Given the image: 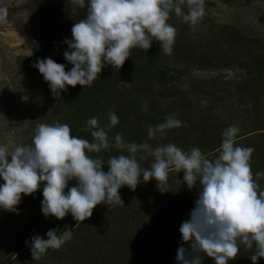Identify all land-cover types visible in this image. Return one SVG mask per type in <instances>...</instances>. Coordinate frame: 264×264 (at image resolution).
Listing matches in <instances>:
<instances>
[{"label": "clouds", "instance_id": "9594fccd", "mask_svg": "<svg viewBox=\"0 0 264 264\" xmlns=\"http://www.w3.org/2000/svg\"><path fill=\"white\" fill-rule=\"evenodd\" d=\"M72 13L87 9L84 19L73 24L72 38H65L69 51L65 65L51 58L39 59L32 66L39 70L54 99H59L68 86L91 87L102 70L111 66L118 71L131 56V50L145 51L153 41L160 43L166 55L173 53L177 29L168 21L170 14L182 17L194 30L205 16L204 0H71ZM187 8V11L184 8ZM6 9L0 8V15ZM148 111V105L142 106ZM109 129L119 124L115 112H109ZM184 126L176 114L149 126L147 140L126 142L121 133L110 138L97 117L86 121L81 131L90 132L92 141L72 135L66 123H38L32 144L16 146L9 152L0 146V208L19 214L22 196H32L43 185L41 210L45 217L63 220L70 213L77 226L93 215L98 205L109 208L123 205L120 189L135 191L143 179L151 180L161 193L169 192L170 171L183 172V184L189 190L198 188L194 207L180 225L182 242L177 250L178 264H203L205 256L215 264H229L245 251L255 249L250 259L258 264L264 258V188L251 167L254 147L236 146L239 128L229 126L215 159H208L198 147L188 150L174 143L153 147L148 141L162 138L167 130ZM121 154L105 161L97 155L112 148ZM127 152V155L123 154ZM152 157L148 168L139 160ZM139 155V160H138ZM9 157L11 160L9 161ZM107 166L108 171L103 169ZM75 185L70 187V182ZM67 190V191H66ZM47 239L33 236L26 245L35 261L49 249L59 250L72 239L73 231L50 229ZM188 245V247H185Z\"/></svg>", "mask_w": 264, "mask_h": 264}, {"label": "rangeland", "instance_id": "374dc122", "mask_svg": "<svg viewBox=\"0 0 264 264\" xmlns=\"http://www.w3.org/2000/svg\"><path fill=\"white\" fill-rule=\"evenodd\" d=\"M204 6L206 14L194 30L183 22L182 17L170 14L168 22L177 29L171 55L161 53L156 57L153 51L161 48L157 41H153L147 51L140 48L131 50L134 57L125 61L123 74L130 73L129 68H138L150 74L149 83L120 81L106 93L83 102L79 111L64 116L66 113L61 99L53 98L47 90L49 84L32 65L44 59L42 43L51 44L55 60L63 64V54L69 51L63 33H69L72 37L73 24L85 16L79 8L76 14L70 12L73 8L71 0H0V8L7 10L5 15H0V146H7L8 151L12 152L16 146L32 144L30 140L34 137L36 125L50 122L54 116L68 120L66 123L72 127V135L76 132L74 128L79 119L85 121L95 116L101 127L106 126L103 128L110 138L120 132L126 142L140 143L147 140V132L144 131L141 138L134 141L138 123L150 126L176 114L184 126L167 130L162 138L148 141L153 147L174 143L183 150L198 147L207 156L214 148H220L223 131L228 126H236L240 135L250 132L247 137L245 135L237 140L236 146L254 147L251 159L254 176L257 172H264V0H204ZM184 10L187 11L186 6ZM63 65L66 71L72 68L71 64L68 68L66 64ZM153 75L158 79L167 75L166 78L172 77V80L164 84L156 81ZM79 87L76 90H84L82 86ZM132 102H140V106H135L136 112L138 108L142 110L145 103L148 105L147 116H142L140 122L131 112L127 114L131 110L126 107ZM98 107H101V112L96 111ZM113 111L118 118L125 113V120H119L117 126L109 129V112ZM147 121L152 122L149 124ZM186 124L191 125L187 127ZM142 155L151 164L152 157ZM217 156L218 153L207 158L211 160ZM8 159L10 161L11 157ZM180 181L183 182V172L170 171L172 201L168 198L170 191L161 193L155 180L148 183L140 181L146 184L147 201L155 200L150 206L146 202L144 210L151 211V216L156 215L155 211H164V206L174 204L171 209L175 210V202L181 200L177 198L180 194L182 198L190 199L182 206L192 210L194 206L188 203L195 202L199 189L189 190ZM259 182L264 188V177ZM2 183L3 179L0 178V185ZM124 187L120 189V196L125 204L116 206V211H140L136 210L135 202L141 198V194L133 196L130 189ZM38 193L43 197L40 191ZM42 200L35 206L36 211L41 212L35 215L33 225L35 235L47 239L48 230L62 232L71 224L69 215L63 220L45 217L41 210ZM102 206L96 207L98 211H103ZM0 211L5 210L0 208ZM95 216L96 213L91 218ZM105 216L108 219V215ZM19 219H16V223ZM109 220L115 219L110 216ZM80 227L79 224L76 228H70L73 231L72 239L59 250L49 249L38 261L33 259L26 243H20L24 248L11 255V247L17 242L10 240L1 250L2 255L5 253L3 263L72 264V250L81 247L84 241L85 231H81ZM1 228L9 233L12 231L5 223L0 225V231ZM105 230L113 232L111 226ZM10 237L13 235L10 234ZM164 241L166 239L161 236L150 242L155 252L162 254L161 264L176 259L173 250L168 252L164 248ZM17 257L18 260H15Z\"/></svg>", "mask_w": 264, "mask_h": 264}, {"label": "trees", "instance_id": "16d2710c", "mask_svg": "<svg viewBox=\"0 0 264 264\" xmlns=\"http://www.w3.org/2000/svg\"><path fill=\"white\" fill-rule=\"evenodd\" d=\"M70 12L72 13V11ZM81 13L86 17L87 9L86 8L81 9ZM58 33L62 34L59 31ZM63 34H64V38H70V39L72 38L69 33H67L66 35L65 33ZM42 45H43V52H41V54H43V58L44 59L51 58L55 62H57V60H55L53 56L51 44L46 45L42 43ZM153 52H155L156 57L160 56L161 53L163 55L161 48L158 49V51L154 50ZM144 56L147 57V55ZM130 57L133 58L134 56L131 55ZM61 61L64 62L63 64L67 65V68L70 66V64L66 61L64 57H62ZM124 69L126 70V68ZM69 70L70 69H68L67 71ZM128 70H130V73L124 75L123 68H120L118 71H116L111 66H109L102 70L99 78L95 82H93L91 87H87L84 90L83 89L76 90V88H78L80 85H77L75 88L68 86V91L62 92L60 96V99L64 104V110H65L64 112L66 113L64 116L72 115L71 113L75 110L79 111V108L83 102L92 98L93 96L94 97L100 96L101 94L106 93L110 87L114 86L115 84H118L120 81H129V82L136 81V82L149 83L151 80L150 74L144 72L143 70H140L135 67L129 68ZM154 75L153 78L155 77ZM166 77L167 75L166 76L164 75V78L158 79L155 77L154 79L156 81H162V83L165 84L169 80H172V77L170 78L168 77V79ZM79 88L82 87L80 86ZM47 90L48 92H51L49 85H47ZM121 103L122 102L118 103V105ZM151 104L153 105V103ZM135 106H140V102H132L131 105H128L126 108H129V110L131 111L127 112V114L131 112V115L134 116L140 122L142 116H147L148 112L139 110V108L138 111L136 112ZM95 109L97 112H101V107ZM136 113L138 114L136 115ZM124 116L125 113L120 115L118 119L122 122L123 120H125ZM61 118L62 117L54 116L53 120L47 123L59 122L63 124L68 121V120L65 121L64 119ZM77 118L78 117L74 118L75 121L77 120ZM78 121H79L78 125L76 126V128H74L76 130L74 135H77L78 137L83 139H87L89 140V142H91L92 137L90 132L81 131V129L86 127L87 120L85 119L84 121L83 119H79ZM147 122L150 124L152 121H147ZM39 123H45V122H39ZM141 123L142 122L138 123V128H137L138 130L135 133L137 137L133 138L134 141L139 140V138H141V135L144 133V131L147 132V129L149 127V125H145ZM158 123L159 122H154L153 125L150 126H154V124L156 125ZM190 125L191 124H186L187 127ZM70 128L72 129L71 126ZM262 131H264V129H262ZM249 133L250 132H248L247 134L240 135L241 133L239 132L237 134L236 141L242 139L241 138L242 136L246 135L247 137ZM32 140L33 137L31 138L30 141ZM217 153H218L217 148H214L210 154L207 153L206 157L209 158L214 157V154ZM119 154H121L120 150H117L113 147L112 149L107 151H102L99 154L90 153L89 155L92 156L93 158H96L97 155H99V157L107 161L109 157ZM123 154L127 155V152H124ZM139 155H142V153ZM139 155H138V160H139ZM255 155L253 157H255ZM139 162L142 168H148L150 165L149 160L145 161L143 159V160H139ZM103 170L107 172L108 171L107 166H105ZM74 185H75V181H71L70 187ZM146 190H147L146 184L143 183L139 184L135 191L130 190V193L133 196L136 195L137 193L141 194V198L140 199L138 198L135 202L137 205L136 210H140V211H116V206L109 208L107 205H103L102 206V208H104L103 211L102 210L98 211L97 208L95 209V211H93V215H95L96 213L97 216H95L93 219L90 217L84 222H81L80 229L81 231L82 229L85 231V235L83 236L84 241L81 247L76 249L74 248L72 250L71 263L72 264H145L148 262V264H161L159 263V261L162 260V254L155 252L154 250L155 248H153L150 245L152 239L156 240L161 236H163L166 239V241H164V248L168 252L169 251L172 252L171 250H173L174 255H177V250L182 242V236L179 231L180 225L184 220L188 218L191 212V210H188L187 207L184 208L182 204L190 199L189 198L184 199L180 194L177 196V198H180L181 200L178 203L175 202V210L171 209V207L174 204L171 205L170 207L164 206L165 208L164 211H155L156 215L151 216L149 214V212L151 211L144 210L147 207L145 203L147 202V204L150 206L153 204V202H155V200L152 198L153 201L152 199L150 201H147L148 196L145 194ZM39 191L41 192V194L43 193V185H41ZM171 194L172 193L170 191L168 197L170 201L173 200V196H171ZM197 194H196V198H197ZM42 198L43 197H41L38 192L34 193L32 196H22V201L20 205L17 206L18 210H20L18 211L19 214L8 211H0V215H2L1 217L2 221H0V225L5 223L12 228V231L10 233L8 232L7 229L1 228L2 231H0V264L6 263V262L3 263L2 258H4L5 253H3L2 255L1 250L2 248L5 249V245L7 244V242L8 244L10 240H15L17 242L16 245L11 247L12 249L11 255H16L24 248L23 244H25L26 241L30 242L31 238L33 236H36L33 224L36 221L35 215L39 214L41 211H36L35 206L37 205V203H39L42 200ZM188 204L194 206L193 201H190ZM28 209L34 211H24ZM68 215L71 224L68 228H76L77 222L73 219L70 213ZM105 215H108V219H105L107 218V216ZM115 215L117 219L115 218ZM110 216L113 217V219L115 220L110 221L109 220ZM18 218L20 219L16 223V219L18 220ZM95 218L97 220H95ZM108 226H111V230H113V232H109L108 230H105L106 227ZM81 231L78 232V235H80ZM10 234L13 235V237H10ZM185 247H188V245H185ZM254 251H255L254 248L253 250L245 251L243 245H241L240 255L234 261H229V264H252L250 257L251 255L254 254ZM15 260H18V257ZM165 262L166 263L163 264H178L176 259L166 260ZM203 264H215V262L211 258L205 256ZM258 264H264V258H261L258 261Z\"/></svg>", "mask_w": 264, "mask_h": 264}]
</instances>
